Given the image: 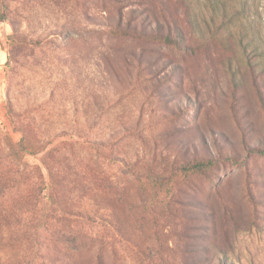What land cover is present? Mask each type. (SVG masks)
Wrapping results in <instances>:
<instances>
[{
    "label": "rangeland",
    "instance_id": "obj_1",
    "mask_svg": "<svg viewBox=\"0 0 264 264\" xmlns=\"http://www.w3.org/2000/svg\"><path fill=\"white\" fill-rule=\"evenodd\" d=\"M208 1L0 0V264H264V58Z\"/></svg>",
    "mask_w": 264,
    "mask_h": 264
},
{
    "label": "trees",
    "instance_id": "obj_2",
    "mask_svg": "<svg viewBox=\"0 0 264 264\" xmlns=\"http://www.w3.org/2000/svg\"><path fill=\"white\" fill-rule=\"evenodd\" d=\"M229 1L230 3H232L233 6H231V4L228 2H222L218 0L208 1V6L211 12L210 15L211 23L215 24L214 14L217 15L218 13L222 18V23H224V27H220L221 31L220 29H218L215 30L214 32L218 31L217 33L219 32L221 33L223 30V34L226 33L228 36L235 39L239 48L242 51V54L246 60L249 69L255 72L257 70L256 68L260 67V62L263 63L261 59L264 57L258 51L260 47H259L258 39L255 36L256 34L253 31L249 33L248 29H244L243 26H241L245 18L244 12H245V7L247 5V1L246 0H229ZM192 26L194 31L197 33L198 30H196L195 28H198V25L193 22ZM116 30H117L116 32H121L122 34L120 28H117ZM123 34L134 37H142L145 35L143 32L132 33L128 29L124 30ZM154 39L166 44H174L176 46L180 44L178 41L172 39L169 35L166 36L157 35ZM213 164L214 163L211 160L197 161L193 164H188L184 166L183 169H185V171L190 173H202L208 170L209 168H211Z\"/></svg>",
    "mask_w": 264,
    "mask_h": 264
}]
</instances>
